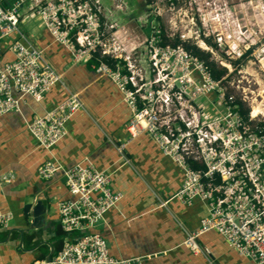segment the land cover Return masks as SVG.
<instances>
[{"label": "built area", "instance_id": "built-area-1", "mask_svg": "<svg viewBox=\"0 0 264 264\" xmlns=\"http://www.w3.org/2000/svg\"><path fill=\"white\" fill-rule=\"evenodd\" d=\"M8 1L0 0V116L21 114L24 96L41 102L54 85L61 86L67 93L63 101L24 122L37 145L50 153L82 107L63 75L34 46L29 25L38 19L74 63L94 59L93 70L118 88L131 113L126 124L131 139L148 134L183 169V182L169 200L188 204L197 198L206 203V217L183 244L197 255L202 251L196 239L214 231L239 255L264 264V132L251 129L241 117L234 96L222 85L224 78L213 79L208 66L182 44H162V38L182 43L195 39L197 46L208 49L212 36L217 49H237L243 26L238 19L228 24V2L141 0L148 13L133 15L137 29L146 31L140 41L130 37L126 20L131 10L127 12L123 1L114 11H102V0ZM259 14L264 18V2ZM231 39L233 47L227 44ZM5 50L11 59L3 62ZM37 174L45 181L62 175L71 196L57 206L65 236L49 264H145L142 257L110 256L106 240L92 231L121 199L111 190L110 174L81 164L65 168L50 160ZM12 220L10 211L0 209V229Z\"/></svg>", "mask_w": 264, "mask_h": 264}, {"label": "crops", "instance_id": "crops-1", "mask_svg": "<svg viewBox=\"0 0 264 264\" xmlns=\"http://www.w3.org/2000/svg\"><path fill=\"white\" fill-rule=\"evenodd\" d=\"M126 26L134 40L143 37L144 31ZM29 28L34 30V46L63 75L82 107L50 153L37 145L24 122L63 101L67 93L61 86L54 85L41 102L24 96L21 114L0 116V209L13 214L9 227L0 229V264H46L47 244L53 248L51 259L62 246L57 206L71 196L62 175L46 181L38 177V168L48 160L65 168L81 164L111 175V190L121 199L92 231L102 235L115 259L142 257L145 264H254L214 231L196 239L202 251L197 255L183 244L207 215L206 203L197 198L188 204L169 200L183 182V169L164 156L148 134L131 139L126 130L131 113L121 93L108 77L93 70L91 60L74 63L68 49L53 42L38 19ZM10 59L5 50L2 61ZM38 200L46 205L43 227L38 236L25 235L21 241L17 230L33 219L31 208H25Z\"/></svg>", "mask_w": 264, "mask_h": 264}, {"label": "rangeland", "instance_id": "rangeland-1", "mask_svg": "<svg viewBox=\"0 0 264 264\" xmlns=\"http://www.w3.org/2000/svg\"><path fill=\"white\" fill-rule=\"evenodd\" d=\"M121 1H123V7L124 3L126 4L127 12L131 10L129 15L131 19H128L126 24L137 29L133 15L143 17L148 13L141 0H102L104 3L102 11H104V7L112 11L116 10ZM226 1L231 13L228 24L231 23L232 19H238L241 26H243L242 35L239 41L235 42L238 44V48L232 51L225 45V47L217 49L212 44V36L206 42L208 49H202L197 46L198 43H196L195 39L185 43L198 47L204 53H209L210 57L208 60L210 62H213L217 67L226 69V75L223 77L225 80L222 85L226 87L227 93L233 95L236 102L241 104V108L248 112L246 123L251 129L256 130L258 128L257 125L264 123V18L262 14L261 16L259 14L264 0ZM249 2L251 3L249 4ZM145 35L146 31L144 30L143 36L145 37ZM174 39H171V41ZM233 40L235 41V39ZM227 44L233 47L232 39L227 40ZM210 49L212 52H210ZM140 52L144 61L146 48L142 47ZM212 97H215L214 94H212ZM254 107H258L260 113L255 117H251L250 114Z\"/></svg>", "mask_w": 264, "mask_h": 264}, {"label": "trees", "instance_id": "trees-1", "mask_svg": "<svg viewBox=\"0 0 264 264\" xmlns=\"http://www.w3.org/2000/svg\"><path fill=\"white\" fill-rule=\"evenodd\" d=\"M163 39V42L162 44H170L171 46H177L178 44H182V46L189 52H191L194 56H196L197 58L201 59L202 61L205 62V64L208 66L209 70H210V73H211V76L213 79L215 80H220L221 78L224 77V75H226V69L223 68V67H217L213 62H210L208 60V58L210 57V54L209 53H204V51L198 49V47H195V46H191V45H188L186 43H182L181 41H179L178 39H175L173 41H168L167 39L165 38H162ZM215 47V45H213ZM103 61L109 63V61L105 58L102 59ZM90 62L92 63H96L94 59H92ZM237 105H238V110H239V113L241 115V117L246 121V118L248 116V112L247 111H244L242 108H241V104L236 102ZM258 126V131L261 130L262 132H264V123H260ZM193 168H199L200 166H198L197 164H193L192 165ZM65 236V233L62 232L61 234V240H63Z\"/></svg>", "mask_w": 264, "mask_h": 264}, {"label": "water", "instance_id": "water-1", "mask_svg": "<svg viewBox=\"0 0 264 264\" xmlns=\"http://www.w3.org/2000/svg\"><path fill=\"white\" fill-rule=\"evenodd\" d=\"M31 208V209H30ZM30 211V214L32 216V222L29 223L27 226H25L24 229L22 230H17L20 240H23V237L25 235H29L32 237L38 236L37 230L41 229L43 227V220H44V215L46 213V205L43 204L42 201L38 200L34 203V205L30 207H26L25 210ZM34 239V238H33ZM50 246V251L48 255L45 258L46 264H49L51 261L52 253H53V248L50 244H47Z\"/></svg>", "mask_w": 264, "mask_h": 264}, {"label": "bare ground", "instance_id": "bare-ground-1", "mask_svg": "<svg viewBox=\"0 0 264 264\" xmlns=\"http://www.w3.org/2000/svg\"><path fill=\"white\" fill-rule=\"evenodd\" d=\"M259 113H260L259 108H258V107H254V108L252 109V113H251V115H252V117H255V116H257V114H259Z\"/></svg>", "mask_w": 264, "mask_h": 264}]
</instances>
